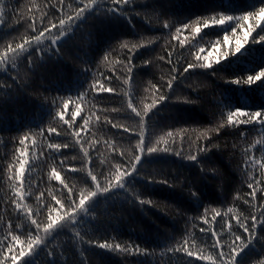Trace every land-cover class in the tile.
<instances>
[{"label":"trees","instance_id":"trees-1","mask_svg":"<svg viewBox=\"0 0 264 264\" xmlns=\"http://www.w3.org/2000/svg\"><path fill=\"white\" fill-rule=\"evenodd\" d=\"M260 3L130 0L126 15L98 6L73 19L50 53L41 55L33 45L28 49L31 62L25 55L15 67L0 63V240L10 241L5 240L9 224L15 234L42 238L34 253L16 264L23 259L24 264H213L202 256L215 259L220 251L215 242H230L231 230L243 231L237 229V218L249 227L253 215L264 219L259 215L264 211V128L256 122L227 123L229 108L264 109V81L251 86L227 82L264 67V43H252L264 22L236 53L235 37L255 21L215 23L220 16L257 10ZM78 6H83L80 0H0V53L45 26H59L61 16L66 21L74 17ZM222 52L229 56L220 57ZM197 56L201 63L207 56L213 68L185 73ZM101 85L113 91L99 92ZM160 95L166 99L158 101ZM130 101L141 113L154 101L156 107L140 117L128 107ZM221 122L224 127L213 131ZM141 134L144 144L164 147L168 141L181 155L141 154ZM54 144L60 147H50ZM198 147L208 150L197 152ZM137 154L142 157L138 172L124 178V188L104 193L100 185L105 178L118 165L127 168ZM22 161L27 163L21 176ZM163 179L169 183H159ZM84 191L97 193L86 202L87 212L80 213L74 226L59 227L64 221H57L45 234L50 220L70 212V201L78 204ZM137 196L152 203L141 206ZM25 213L40 223L39 231ZM261 232L264 225L257 223L256 235ZM103 242L127 246L129 252L101 249L97 244ZM182 245L194 255L175 250ZM260 247L250 246L238 259L261 264Z\"/></svg>","mask_w":264,"mask_h":264},{"label":"snow or ice","instance_id":"snow-or-ice-1","mask_svg":"<svg viewBox=\"0 0 264 264\" xmlns=\"http://www.w3.org/2000/svg\"><path fill=\"white\" fill-rule=\"evenodd\" d=\"M63 0H61V3ZM130 2V0H80V3L83 5L82 7H77V10L75 11L74 17L69 16L67 21L63 16L59 19V26L57 24L52 23L50 27L45 26L43 31H39L36 35L30 37L29 39H26L24 43L17 44L15 47L9 45L6 51L0 53V63H10L13 67L16 66L17 60L22 58L23 56L27 55L28 59L31 62V55L29 54L31 52L28 51L29 48H32L33 45L35 46L36 50L42 55L45 52H51L52 48L51 46H55L58 44V42L65 37L68 32L71 29V21L73 19L75 20H80L82 17L85 16L86 13H88L90 10L97 8L98 6L103 7L104 11L107 13H117L121 15H126L125 11V6ZM255 8V7H254ZM253 20L255 21V24L249 25L245 32L244 35L242 36H236V44H235V53L239 52L242 47V42H247L248 37L252 34L253 31H255V28L257 26H260L262 22H264V0H261L260 7L257 10L253 11H246L243 15L236 17L232 15H227V16H220L215 19V23H218L220 25H225L226 21H233L235 24L239 25L241 21H249ZM2 23V21H0ZM204 25L207 27L208 21L205 20ZM231 25V31L233 33L236 32V28ZM165 27H169L168 24L164 25ZM185 28L188 27V24L183 25ZM242 26V25H241ZM33 29L35 30V25H32ZM243 27V26H242ZM55 28L56 32H52L51 29ZM262 31L260 34L257 35L256 38H252V43L253 44H260L264 43V27L260 28ZM177 31L179 32L180 29L178 28ZM197 31H199V28H197ZM47 32L48 36L45 38L44 33ZM227 32V31H223ZM225 41H229V37L225 35L224 37ZM45 40L50 41V44H46ZM27 45V47H25ZM125 47L127 45H124ZM11 53V55H9ZM229 56V52H222L220 54V57L222 58H227ZM201 57L197 56L196 57V62L195 63H189L187 67L183 69L185 73L189 71V69H211L213 68V64L209 62V58L207 56L203 57V60L205 61L204 63L200 62ZM171 62V61H170ZM216 63H220V58L216 59ZM176 69H173L175 71ZM131 71V68L129 69ZM212 75L218 76L220 73L213 72L211 73ZM175 77H173V80ZM259 81H264V67L260 68L259 71H256L254 73L248 74L246 77H240L237 76L235 79H232L230 81H227L228 83H234L238 85H248L251 86ZM95 87V85H94ZM168 87H172V81L170 80L168 82ZM99 92H112L113 89L111 87H104V86H99L98 89ZM166 99L165 95H160L158 97V101H163ZM67 104L64 105L65 108H67ZM128 107L132 109V111L136 114V116L143 117L144 115H147L148 111H150L152 108L156 107V101H154L152 104L147 105L144 112L141 113L137 111V109L133 106V103L130 101L128 104ZM228 108V107H227ZM79 111V108L77 107V112ZM237 117H247V119H235ZM62 118V117H61ZM142 122V121H141ZM256 122L258 123L261 128H264V109L260 110H255V111H250L246 109H241V108H236L232 109L229 108L228 114H227V123L229 125H239V124H249ZM67 123V121H65ZM87 123V121H85ZM113 127H116V125H113ZM224 127V124L221 122L218 124L217 128L213 129V131H219L221 128ZM50 131H55V129H51ZM127 131V129H125ZM169 137L173 136V133L169 132L168 133ZM161 140H163V137H161ZM21 143H23V140H21ZM165 146L164 147H158V146H148L144 144V136L141 134L140 137V143L138 144L139 151L141 154L147 151L148 154L152 153H168L170 151H173V153L177 156L181 155V151H174L173 149H170L168 146V141H164ZM68 145H64V147H67ZM50 147L53 148H59L60 145H50ZM208 149L207 148H197V152H206ZM87 155V153H86ZM141 155L137 154L135 155L129 162V165L127 168L121 170L120 166H117L116 172L112 175H109L108 177L105 178L104 185H100V187L103 188L104 193H109L110 189L115 190V189H120L124 188L126 184V180L124 179L125 177L130 176L133 172H138L137 165L141 163ZM187 159L189 160H196L197 156L196 155H188ZM25 163L27 161H22L20 163V175H23ZM53 175L56 177V179H59V174L56 172H53ZM88 175L91 177V180L99 185L98 178L95 174H93L91 171L88 173ZM114 180V183H113ZM151 182V181H150ZM161 184H168L169 181L167 179H163L159 181ZM249 188H252L253 185L252 183L248 184ZM99 191V187L97 189ZM22 197V193H17ZM96 192H81L80 197H79V202L78 204L75 201H70L69 203V208L70 212H65L64 215H60L59 213L56 214L54 218L50 220V222L47 224V226L44 228L45 234L49 233V230L53 229V226L56 225L57 221H64L63 224H61L59 227H65V226H74L77 223V217L80 215L81 212H87L88 204L86 202L91 201V197L96 196ZM195 196V193H193ZM253 196H255V193L253 192ZM136 199L139 201V204L143 206L145 203H152L151 201H145L143 199H140L139 196L136 197ZM57 203L59 204L60 201L57 200ZM17 208H21L23 211L22 206L17 202ZM63 207V205H62ZM229 211H232L229 209ZM38 213H34L36 215ZM26 217L31 220V225H34L36 227V230L39 231L40 229V223L36 219H31L30 216L25 213ZM219 215V213H217ZM261 218H264V211H261L259 213ZM215 219V217H213ZM253 223L251 227H249L244 220H241L237 218V229H242V232H239L237 230H231L230 235L233 236V239L229 241H222L221 239H218L213 247H219L220 251L217 253L215 259L211 256L203 257L205 259H211L213 261V264H243L242 259H238L241 257V253L245 251V249H248L250 246H254L256 243H259L261 245L260 250H259V255L264 254V232H261L259 236L256 235V226L257 223H260L261 225H264V219H261L257 221V218L255 215L252 216ZM19 227V226H16ZM201 231H205L203 228ZM244 233H248V238H244ZM21 235H27V239H21ZM79 236V233L76 234ZM217 233H213V236H216ZM10 237V241L7 244H4L3 240H0V264H9V261H11V264H16V262L23 257H28L31 254L34 253V245L39 246L41 243L42 238H36L33 237L30 233L25 234H15L13 230V225L9 224L8 225V232L7 235L5 236V240ZM239 242V243H237ZM89 243H92L89 241ZM188 242L185 241V244ZM26 245V248L24 247ZM97 246L101 249H106L110 251H119L123 253L129 252V247L127 246H122L121 244L117 243L114 246L107 243H98ZM18 247V251L13 254L14 249ZM5 248L7 249L8 255L7 257L5 256ZM227 248V251L224 249ZM176 251H184L187 253V255L192 256L194 253L191 251L190 248L184 247L183 245L175 249ZM139 251V249H137ZM21 264H24V259L21 260ZM194 264V262H193ZM261 264H264V261L261 262Z\"/></svg>","mask_w":264,"mask_h":264}]
</instances>
